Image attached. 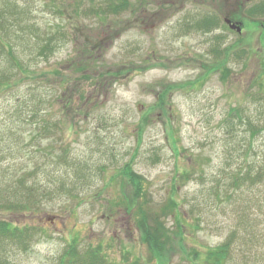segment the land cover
<instances>
[{
    "label": "rangeland",
    "instance_id": "rangeland-1",
    "mask_svg": "<svg viewBox=\"0 0 264 264\" xmlns=\"http://www.w3.org/2000/svg\"><path fill=\"white\" fill-rule=\"evenodd\" d=\"M53 1L19 0L35 28L29 34L32 41L36 38L43 43L53 33H68L73 21L85 23L105 48L104 56L99 57L105 70H133L96 86L94 80L86 81L68 70L75 54L69 39L60 38L63 43L48 61L36 59L37 52L25 53L27 61L33 54L28 62L35 66L36 84L22 87L19 93H0V217L40 227L45 233L37 235V242L27 252L13 248L8 264H59L74 240L82 254L89 248H101L110 263H150L149 250L140 241L137 217L127 216L122 203V188L129 196L131 189L116 178L138 146L137 126L145 117L149 125L139 145L135 170L147 179L151 211L161 213L171 200L180 206L183 235L172 218L166 221L173 229L174 243L180 242L189 253L204 252L233 237L228 264H253L254 260L264 264V197L254 178L264 169V137L259 136L254 150L246 152L249 133L245 123L235 133H229L225 123L232 108L243 110L252 122H264V16H247L248 9L261 0H131L134 7L146 5L143 11L105 22L127 28L118 36L116 29L106 32L101 20L86 19L79 9V19L61 22L58 11L50 9ZM65 1L70 5L75 0ZM76 1L86 9L101 7L104 0ZM207 14H217L223 23L225 17H234L236 25L242 23L238 27L242 32L231 30L227 23L229 31L183 30L181 23ZM18 35L26 39L28 31L21 29ZM217 35L223 36L222 44L216 42ZM23 47L16 40L18 56ZM230 48L227 67L231 73L223 68L211 71L223 57L219 52ZM6 59L0 50L2 70ZM138 67L144 68L138 71ZM58 70L71 76L68 87L60 85L54 74L44 77V73ZM195 81V89L171 93L167 114L149 111L165 85ZM37 87L41 89L33 92ZM73 88L93 101L83 105L77 101L66 114L59 96L77 92ZM172 126L179 138L178 159L169 145ZM66 150L67 162L62 159ZM177 171L191 174L180 186L173 183ZM240 173H250L256 185H244L249 181L233 184L232 177ZM30 188L35 190L31 200L38 201L35 215L26 218L6 212L4 202L19 204ZM59 188L70 192L61 194ZM189 259L179 251L171 264H190Z\"/></svg>",
    "mask_w": 264,
    "mask_h": 264
},
{
    "label": "trees",
    "instance_id": "trees-1",
    "mask_svg": "<svg viewBox=\"0 0 264 264\" xmlns=\"http://www.w3.org/2000/svg\"><path fill=\"white\" fill-rule=\"evenodd\" d=\"M73 4H67V1L61 0L53 1V8L50 7L55 13L58 11V14L61 15V22L69 21V19H79L81 14L86 19L96 18L101 20L102 27L106 28V32L114 31L115 35L118 36L122 32L126 31L123 27L122 23H113L115 27H112L111 23H105L110 20L111 17H114L112 21H120V18L125 14H135L143 11L146 5H141L140 8L134 7L131 3V0H104L101 7H89L84 9L81 7V4L78 1H73ZM89 2V1H88ZM63 5V8L58 5ZM96 4V2H95ZM64 5H66L64 7ZM143 6V7H142ZM69 8H73V13L68 14ZM136 8V9H135ZM76 9V10H75ZM79 9V10H78ZM138 9V11H136ZM75 10V11H74ZM130 12V13H129ZM243 10H240V16H242ZM248 17H260L264 16V1L253 4L250 9L247 11ZM68 17V18H67ZM200 18H191V23H181L183 30L186 32H201V33H210L219 29H227L225 23L221 22V18L215 14H207L203 17L199 15ZM233 22H237L234 17L230 18ZM244 21V19L241 17ZM126 21V20H125ZM77 22V21H76ZM245 22V21H244ZM21 23H25L24 26ZM30 17L27 14V10L21 9L19 5V0H2L0 1V50L3 53L6 59V68L5 70L0 69V93L1 92H20L21 88L24 86L30 87L31 83L36 84V78L38 77L36 74L35 66L29 64V60L32 57V53L29 55L30 58L27 59L25 53L27 51L37 52L36 59H40L43 61H48L50 57L54 55L59 44L61 42L60 38L65 40H70L73 43L74 47V58L68 63L70 67L68 70L72 72H76L79 75V78L83 77L86 81H95L94 85H99L102 83H106L109 80H114L121 78L123 75H128L132 72V68H128L126 70L119 71L117 73H113L109 70H105V66L99 63L100 55L104 56L105 48L102 43L96 40V37L92 33L91 27L87 26L85 23H69L70 32L68 33H53L51 37L45 38L43 43H39L38 39L32 38L29 34H33L35 28L32 24H30ZM67 24V23H66ZM242 24V23H241ZM258 23H256V26ZM262 25V24H261ZM23 27V28H22ZM263 27V26H261ZM27 30L28 35L26 39L18 33L20 30ZM125 29V30H124ZM230 30L229 28L227 29ZM96 33V32H95ZM16 40H20L24 44V51L21 56H18L15 52L14 44ZM216 42L223 43V36L217 35L215 37ZM102 45V46H101ZM230 49H225L222 52H219L223 57L218 61V64L212 67L214 68H223L227 71V74L231 73L230 69L227 67L229 64V52ZM212 53H217V51H211ZM244 51L240 54L242 55ZM34 54V55H35ZM239 54V53H238ZM236 54V56H239ZM264 58V57H263ZM263 62V61H262ZM11 68L8 70V66ZM125 67V66H124ZM127 68V67H126ZM144 67H138V71H141ZM125 71V72H123ZM56 75L58 80H60V85H65L66 87L71 84V76L65 74L61 70L55 71L53 73L49 72L48 74L44 73V77L46 79L49 75ZM93 74L95 76H93ZM97 74V75H96ZM262 78H264V71L261 73ZM34 84V85H35ZM50 86H54L52 82L49 81ZM198 84L195 82H187L180 85H165L161 88V91L157 93L158 97L155 102V105L150 107L149 111L160 110L163 113H168L170 107V95L176 91H187L193 90L196 88ZM262 99H264V79L262 84ZM49 86V87H50ZM41 89L40 87L32 89L33 92L35 90ZM77 92L68 93L66 97L63 98L59 96V101H62L63 104V112L70 113L72 112V105L77 101L82 105L87 103L88 101H93L89 97H84L82 91L73 88ZM46 92V91H42ZM34 98V95H33ZM43 98V96H42ZM92 98V97H91ZM35 99V98H34ZM81 105V106H82ZM80 110V109H78ZM148 111V112H149ZM81 111H76L75 114L80 115ZM88 114V113H87ZM86 114V116H87ZM151 114V113H150ZM149 114V115H150ZM246 115L243 110L240 108H232L229 111L226 119V127L229 130V133H235V128L237 126H241L242 123H245L246 132L249 133V140L247 141L246 152H250L254 150L255 142L259 136L264 137V122L256 121L252 122L251 119H246ZM147 117H145L137 126V138L139 140L138 146L135 147V152L130 160L125 163L118 171V176L116 178H120L123 181V185L128 186L131 189V195H127L122 188V203L125 204L127 210V216L134 215L137 217V230L140 234V241L143 246L147 247L149 253L151 255L150 263L141 262L139 260L132 263H124V264H171L173 257L180 251L182 254L189 256V260L192 261L190 264H228L231 262V253L234 247L233 237H229L226 239L221 245L211 248L208 251L198 252L192 251L189 253L187 250H184V247L179 243L175 242V236L172 237L173 229L167 226V218H172L177 225V228L180 230V234L183 235L184 223L181 218L180 206L174 200L169 201L168 205L164 207L161 213H155L151 211L149 207V199H147V179L137 173L135 170V166L137 163V153L139 152V145L141 141L144 139L145 131L149 124L147 121ZM74 128L73 126H70ZM169 138L171 139L170 148L174 153V157L178 159L181 155V151H179V138L175 135V131L172 127H169ZM246 147V145H244ZM244 147V148H245ZM69 150L64 151L66 155L62 157L64 161L67 162L66 156ZM64 162H61L62 164ZM65 164V163H64ZM173 179L174 185L180 186L183 182L190 178V171L176 172ZM82 174V173H81ZM257 180V187L261 185V195L264 197V169L254 177ZM233 184H242L244 185L255 183L252 180V175L250 173L244 174H236L232 177ZM261 181V182H259ZM259 182V183H258ZM23 183H20L22 185ZM75 185V183H72ZM124 186V188H125ZM174 192H176V189ZM35 190L29 189L27 192L29 195L27 197L20 198L21 202L19 204L14 205L13 202L7 200L4 202L6 204V212L21 214L23 217H30L35 215L37 209L35 208L36 204H38L36 200H31V196H33ZM59 192L65 193L70 192V189L59 188ZM173 192V193H174ZM67 195L73 196L72 193H66ZM54 196V195H53ZM56 198L60 197V195H55ZM54 198V197H53ZM18 203V202H17ZM55 218V217H54ZM45 233V230L38 227H31L27 225H20L12 220L4 219L0 217V264H8V256L11 254V250L16 248L21 251H28L29 248L32 247L34 243L37 242V235H42ZM79 243L77 241H72L71 244L68 245L67 249L62 254L59 264H115L110 263L107 258L103 254V250L99 247L97 248H89L85 253L79 252ZM257 258V257H255ZM247 259V258H246ZM249 259V258H248ZM244 264H248L245 262ZM253 264H257L254 260Z\"/></svg>",
    "mask_w": 264,
    "mask_h": 264
},
{
    "label": "flooded vegetation",
    "instance_id": "flooded-vegetation-1",
    "mask_svg": "<svg viewBox=\"0 0 264 264\" xmlns=\"http://www.w3.org/2000/svg\"><path fill=\"white\" fill-rule=\"evenodd\" d=\"M227 21L233 23V21H232L229 17H225V18H224V22H227Z\"/></svg>",
    "mask_w": 264,
    "mask_h": 264
},
{
    "label": "water",
    "instance_id": "water-1",
    "mask_svg": "<svg viewBox=\"0 0 264 264\" xmlns=\"http://www.w3.org/2000/svg\"><path fill=\"white\" fill-rule=\"evenodd\" d=\"M231 28H232L233 30H235V29L237 30V29H238L237 31H238V32H241V29L238 28V27H236V26H232Z\"/></svg>",
    "mask_w": 264,
    "mask_h": 264
}]
</instances>
